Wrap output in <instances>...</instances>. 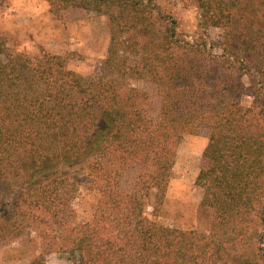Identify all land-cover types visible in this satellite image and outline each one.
I'll return each instance as SVG.
<instances>
[{
  "label": "trees",
  "instance_id": "16d2710c",
  "mask_svg": "<svg viewBox=\"0 0 264 264\" xmlns=\"http://www.w3.org/2000/svg\"><path fill=\"white\" fill-rule=\"evenodd\" d=\"M42 1L57 18L107 19L110 43L81 74L69 56L33 59L0 36V243L34 232L68 264H264V0H189L202 12L196 40L155 0ZM146 81L161 98L156 121L135 87ZM205 129L196 184L211 229L161 225L179 147ZM82 187L98 207L67 226Z\"/></svg>",
  "mask_w": 264,
  "mask_h": 264
},
{
  "label": "rangeland",
  "instance_id": "374dc122",
  "mask_svg": "<svg viewBox=\"0 0 264 264\" xmlns=\"http://www.w3.org/2000/svg\"><path fill=\"white\" fill-rule=\"evenodd\" d=\"M159 7L172 15L180 31L190 40L202 37L200 21L202 12L189 0H155ZM221 31L210 29V39L217 40ZM0 36L7 39L15 52L33 59L47 54L69 56L71 69L88 74L95 72L104 61L109 43L110 26L105 18L84 10H70L62 18L55 17L49 5L42 0H4L0 7ZM216 43V42H215ZM135 87L149 94L150 114L158 120L161 98L151 82L135 83ZM251 101L247 97L246 103ZM209 130L199 135H186L179 147L168 193L161 213L154 220L164 226L181 230H195L208 234L215 213L202 205L203 191L196 181L200 171L207 166L203 153L209 142ZM139 168L134 167L125 177L123 190L133 191ZM98 191L82 187L74 202V223L91 222L100 201ZM150 201H153L150 197ZM152 203V202H151ZM152 205V204H151ZM149 206L148 212L153 208ZM65 228V227H64ZM51 250L36 239L32 232L21 240L0 243V264H31ZM48 264H68L65 256L45 255ZM45 258V257H44Z\"/></svg>",
  "mask_w": 264,
  "mask_h": 264
}]
</instances>
